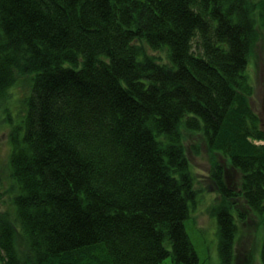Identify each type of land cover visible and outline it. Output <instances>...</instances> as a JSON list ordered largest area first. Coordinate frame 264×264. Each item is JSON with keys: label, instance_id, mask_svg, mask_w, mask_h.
I'll list each match as a JSON object with an SVG mask.
<instances>
[{"label": "trees", "instance_id": "1", "mask_svg": "<svg viewBox=\"0 0 264 264\" xmlns=\"http://www.w3.org/2000/svg\"><path fill=\"white\" fill-rule=\"evenodd\" d=\"M262 31L264 0H0V110L30 81L8 133L0 263L199 264L187 151L204 149L220 264L253 217L264 264V128L247 73Z\"/></svg>", "mask_w": 264, "mask_h": 264}, {"label": "rangeland", "instance_id": "2", "mask_svg": "<svg viewBox=\"0 0 264 264\" xmlns=\"http://www.w3.org/2000/svg\"><path fill=\"white\" fill-rule=\"evenodd\" d=\"M164 56V55H163ZM247 73L251 78L254 93L251 97V106L259 116L264 128V32L260 34V40L249 58ZM30 90L29 78L18 80L16 86L9 91L7 105L0 110V210H6L10 202L11 191L15 186L9 178L8 161L10 145L8 133L11 127L18 126L22 120V100ZM2 112L4 114H2ZM10 117V124L6 119ZM3 117V118H2ZM196 142H199L195 138ZM190 166L195 174V189L199 192L194 206L190 209L189 218L185 221V227L190 240L198 254L199 264H220L217 251V223L212 214L218 198L215 191L210 188L209 180V154L204 149L198 154L187 151ZM219 159V156H214ZM259 219L251 218V221L240 224L236 237L233 264H259V243L261 229L257 227ZM1 264V263H0ZM160 264H174L171 256L166 257Z\"/></svg>", "mask_w": 264, "mask_h": 264}]
</instances>
